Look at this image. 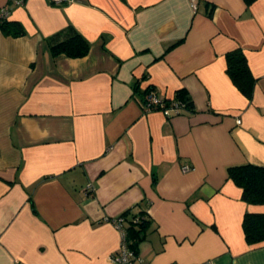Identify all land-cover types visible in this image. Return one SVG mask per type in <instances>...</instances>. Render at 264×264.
Instances as JSON below:
<instances>
[{
  "label": "crops",
  "instance_id": "obj_1",
  "mask_svg": "<svg viewBox=\"0 0 264 264\" xmlns=\"http://www.w3.org/2000/svg\"><path fill=\"white\" fill-rule=\"evenodd\" d=\"M196 4L0 0L24 29H0V264H114L112 219L138 203L152 220L142 264H264L242 229L264 204L226 172L264 166V0ZM68 26L86 55H52L47 39ZM235 48L250 99L226 72ZM148 86L185 88L196 111H144Z\"/></svg>",
  "mask_w": 264,
  "mask_h": 264
},
{
  "label": "trees",
  "instance_id": "obj_2",
  "mask_svg": "<svg viewBox=\"0 0 264 264\" xmlns=\"http://www.w3.org/2000/svg\"><path fill=\"white\" fill-rule=\"evenodd\" d=\"M251 4L254 0H244ZM0 29L7 35H22V24L16 20L0 19ZM52 55L64 53L70 57H81L89 50V41L73 27L68 26L64 31L47 39ZM226 72L234 85L248 99L252 97L255 78L252 75L246 56L240 48L226 53ZM154 89L148 86L144 91V103L147 92ZM165 106L173 102L181 105L179 113L192 114L196 110L193 100L185 88L175 91L172 98H162ZM144 106V105H143ZM227 179L232 180L241 188V198L251 204H264V166L242 163L227 167ZM138 203L126 209L119 217L120 227L124 233L125 246L136 253L138 243L145 238L152 220L144 208ZM140 206V209H136ZM118 218V217H117ZM244 239L250 246L264 243V213L245 212L242 218Z\"/></svg>",
  "mask_w": 264,
  "mask_h": 264
},
{
  "label": "built area",
  "instance_id": "obj_3",
  "mask_svg": "<svg viewBox=\"0 0 264 264\" xmlns=\"http://www.w3.org/2000/svg\"><path fill=\"white\" fill-rule=\"evenodd\" d=\"M63 0H53V2H61ZM191 6L193 9H196V0H191ZM7 13V8L4 7L0 12V19L4 18ZM145 103L143 106L144 111H151V110H161L167 116H172L175 114H179V110L181 109V105L178 103L173 102L169 106H165L163 99L157 94L155 89H151L147 92L145 96ZM237 123H240V120H237ZM183 169H187V166H183ZM89 189H93L92 185L88 186ZM122 219L118 216V218L112 219L114 224L120 229L122 233L121 243L116 252V254L112 257L114 264H142V262L138 259L136 253L128 249L124 242L123 237L124 233L120 227V221Z\"/></svg>",
  "mask_w": 264,
  "mask_h": 264
}]
</instances>
